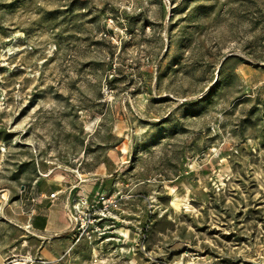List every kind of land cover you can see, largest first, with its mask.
<instances>
[{
	"label": "rangeland",
	"instance_id": "1",
	"mask_svg": "<svg viewBox=\"0 0 264 264\" xmlns=\"http://www.w3.org/2000/svg\"><path fill=\"white\" fill-rule=\"evenodd\" d=\"M0 260L264 264V0H0Z\"/></svg>",
	"mask_w": 264,
	"mask_h": 264
},
{
	"label": "crops",
	"instance_id": "2",
	"mask_svg": "<svg viewBox=\"0 0 264 264\" xmlns=\"http://www.w3.org/2000/svg\"><path fill=\"white\" fill-rule=\"evenodd\" d=\"M36 190L38 195L36 208L29 210L25 215L22 224L30 233L40 239L45 240H61L62 236L70 230L71 224L68 220L67 206L64 199L61 198V190H58L57 195L51 198L54 189L44 191L40 185L32 186L31 192ZM45 250L52 256H55L49 245L45 246ZM52 251V252H51ZM4 261L0 260V264Z\"/></svg>",
	"mask_w": 264,
	"mask_h": 264
},
{
	"label": "built area",
	"instance_id": "3",
	"mask_svg": "<svg viewBox=\"0 0 264 264\" xmlns=\"http://www.w3.org/2000/svg\"><path fill=\"white\" fill-rule=\"evenodd\" d=\"M57 195V193L56 192H54V193H52L50 196L51 197H55ZM68 220H69V222H70V224L71 225H73L74 224V222L77 220V217H76V215H74V214H68Z\"/></svg>",
	"mask_w": 264,
	"mask_h": 264
}]
</instances>
